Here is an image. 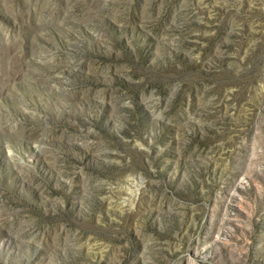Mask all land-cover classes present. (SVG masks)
<instances>
[{"label":"rangeland","instance_id":"1","mask_svg":"<svg viewBox=\"0 0 264 264\" xmlns=\"http://www.w3.org/2000/svg\"><path fill=\"white\" fill-rule=\"evenodd\" d=\"M0 264H264V0H0Z\"/></svg>","mask_w":264,"mask_h":264}]
</instances>
